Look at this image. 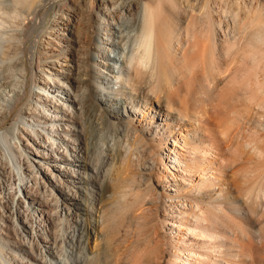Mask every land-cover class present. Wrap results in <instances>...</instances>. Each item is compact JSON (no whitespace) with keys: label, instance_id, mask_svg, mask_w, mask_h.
I'll return each mask as SVG.
<instances>
[{"label":"rangeland","instance_id":"rangeland-1","mask_svg":"<svg viewBox=\"0 0 264 264\" xmlns=\"http://www.w3.org/2000/svg\"><path fill=\"white\" fill-rule=\"evenodd\" d=\"M93 1L94 8L90 0H73L64 13L63 22L67 28L61 26L60 29L56 25L53 26L55 33L46 36L41 42V66L40 70H36L38 86H31L35 93L31 102L37 108L36 115L22 116L18 122L16 113H12L3 121L0 117V134L5 135L0 140V163H9L5 176L1 172L2 166L0 167V264H36L33 258L34 251L38 245L44 244L42 237L50 236L47 229H51V239L59 233L62 237L65 235L67 239L63 240V244L60 241L57 246L59 251L54 250L55 257L48 258L49 264H85L103 251L107 252L108 264H115L116 257L126 253V242L118 240L116 232H109L102 225V213L115 207L119 188L130 176L124 160L133 150L131 144L134 138L126 137L123 130L133 126L142 131L147 126L146 119L135 113L133 108L135 94L130 92L124 79L126 76L124 62L129 59L126 57L127 46L123 43L120 48L106 43L107 39L121 42L122 32L124 31L127 35L132 31V24L129 23L132 17L125 15L121 20H114L109 17L111 12H114L111 17H114L116 12V8L110 4L114 0H106L109 12L104 4L105 0ZM205 1L210 3L215 19L220 17L226 27L228 26L231 46L233 47L234 44L236 46L225 60L232 71L228 78L219 82L221 95L215 102L219 112L217 117H212L213 128L217 133H224L227 138L226 160L229 166H225L223 162L217 163L215 159V169H212L210 174L216 179L209 181V184L216 185L215 192L202 193L201 189L196 196L205 194L207 197L204 198L207 201L218 198L220 202L226 203V208L230 205L249 208L254 204L255 208H258V205L264 206V137H262L264 128L261 127L264 113L260 115L258 110V104L264 100V44L256 42L254 38L263 32L258 21L264 19V0H196L194 4H198L199 7L204 5ZM119 2L122 1L119 0ZM167 12L172 13L168 7ZM12 16L15 18L0 14V75L6 73L7 77L21 79L19 73L22 71V66L15 61L21 58L17 50H14V54L2 57L5 45L11 43L10 45L15 48L18 45L10 38L21 30L16 23L18 20L16 13ZM21 19L23 22L26 17ZM108 22L116 26L111 30L112 32L105 29ZM90 43L93 49H89L91 51L89 62L95 77L93 87L97 106L93 118L86 119L84 104L90 99V91L85 84L89 78L85 76L83 67L88 61L87 49ZM102 50L108 52L111 57L104 59L100 52ZM103 63L112 64L113 67L104 66ZM108 79H113V84H108ZM59 83L65 90H58ZM195 84L194 95L205 97L207 93L204 87L205 82L199 78ZM3 90L5 89L0 88V116L9 110V99L12 100L14 94L7 88L6 91L11 93V97L4 98ZM36 93L37 95L45 94V97L42 95L37 97ZM74 96L77 97L79 104L72 103ZM60 106H64L63 108L71 112V121L73 118L75 123L46 120V118L54 119L55 117L68 119L62 113ZM150 106L152 109L148 115H154L153 109H158V105L153 102ZM108 113L113 116L119 113V116L118 118L108 117L106 115ZM163 119L166 121L165 115ZM83 120L94 130L95 136L91 138L90 149L96 152L85 174L62 161L66 157L65 154L70 153V148L72 151L82 144V138L79 139L76 135L83 126ZM156 122H159L157 118L152 121V124L158 126L160 122L157 124ZM118 128L121 134H115ZM65 129H68L66 132L70 133V136L64 133ZM74 129L76 132H72ZM29 130L42 132L45 137H36L34 132L28 134ZM58 130L59 132L56 133ZM60 135H64L67 141H73L75 144L69 143V148L66 149L67 146ZM142 135L147 142L151 139L146 131ZM170 139L165 158L170 157L168 164L172 172L175 159L170 151L174 149L177 141L175 137ZM51 144L60 151L54 152L50 149ZM108 145L114 146L115 150L119 147L122 152L120 159L116 158L114 161L115 153L108 152ZM185 150L179 149L181 153L186 154ZM133 153L136 154L137 151L134 149ZM133 158L137 157L133 156ZM147 162L152 165L153 161L148 159ZM135 163L133 170L144 174L142 166L139 167L142 161L141 163L135 161ZM69 169L75 172L74 178L67 174ZM77 171L86 179V184L75 182V178L79 176ZM170 172L166 173L167 180L162 178L154 196L160 216L156 222V230L163 240H165L164 236L166 238H170L171 234L177 236L176 231L179 232L178 229L182 228L179 221L192 212L191 204L185 202L183 206L184 200L173 190L176 187ZM175 175L178 179L181 178L179 172L176 171ZM21 177L28 183L29 194L25 190L26 186L20 184ZM35 178L39 183V189L35 187ZM206 178H199L197 183L208 182ZM70 182L75 183L71 185ZM179 182H177V189L180 191L183 187H180ZM209 184L207 183L208 186ZM221 187L226 193L225 196L219 195ZM49 190L53 191L54 196H50L47 204L39 207L35 212L30 197L43 204ZM55 199H57L56 202ZM10 208H12L11 211ZM194 210L198 211L195 206ZM181 212L186 213L181 214ZM245 215L244 210L238 213L237 219L241 220L242 224H246L248 220L244 218ZM48 217L54 220L51 225L46 223ZM32 218L34 223H31ZM166 218L171 220L173 226L164 224ZM233 220H235L234 216L229 217V224H234ZM254 220V228L264 233V215H256ZM87 229H89V236H86ZM80 232L83 235L78 238ZM70 238L74 239V245L69 248ZM173 239L177 240L176 237ZM21 240H26L27 252L20 249ZM234 240L235 238L232 237V242ZM53 241L51 240L50 245H53ZM150 248L149 241L141 238L134 260L131 261L128 258L124 264H141L140 261L146 257L145 252H149ZM163 248L165 252L162 255V264H169V248L167 245Z\"/></svg>","mask_w":264,"mask_h":264},{"label":"bare ground","instance_id":"bare-ground-1","mask_svg":"<svg viewBox=\"0 0 264 264\" xmlns=\"http://www.w3.org/2000/svg\"><path fill=\"white\" fill-rule=\"evenodd\" d=\"M72 1L0 0V14H6L8 18H15L12 14L16 13L18 17L16 23L21 28L18 33L10 37L18 45L16 48L13 45L11 46V43L5 45L2 57L14 54V50H17V54L21 58H17L18 60L15 61L22 66V71L19 73L21 79H15L12 76L7 77L8 74L6 73L0 75V88L5 89L3 90L4 98L11 97V93L6 91L7 88L14 93L13 99H9V110L3 112L0 116L1 121L9 118L12 113H16L17 122L22 116L32 117L36 115L37 108L31 102L35 93L32 91L31 86H38L36 70H40L41 66L42 51H40V45L46 36L55 33L56 30L53 26L56 25L60 29L61 26H67L63 22L65 20L64 13ZM121 1L114 0V2H110L111 6L116 8V12L114 17H111L114 12L110 11L109 17L114 20H121L125 15H130L132 19L129 23L132 24V31L127 35L123 31L121 42H115V39H107L106 43L113 47L121 48L123 43L124 46H127L128 53L126 57L129 59L125 62L123 60L126 73V76H124L125 83L128 84L130 92L135 94L133 108H135L137 115H142L146 119L147 127L143 130L150 134L151 139L147 142L142 135L144 131H139L138 128L133 126L123 130L126 137L134 138L131 146L138 154H134L132 150L131 154L124 160L130 172L129 179L120 186L115 207L102 213L104 228L109 232H116L117 239L124 240L127 244L126 253L123 256L118 255L115 264H124L128 258L131 261L134 260L141 238L147 239L151 245L149 252H145L146 257L142 261L139 260L141 264H162V255L165 252L163 247L165 245L168 246L170 251L169 264H264V233L262 230H256L253 225L255 224L254 218L256 215H264V206L258 205V208H255L254 204L249 208H244L241 205H230L226 208V203L220 202L218 198H215L214 201H207L204 198L205 194H201L200 197L196 196V193L201 189L203 190L202 193L215 192L216 185L209 184V181L216 179L215 176L210 174V171L215 169L216 160L217 163L223 162L225 166H229L226 160L227 138L224 133H217L213 128L214 121L212 120V117H217L219 112L218 107L215 106L216 100L221 95L219 82L228 78L232 71L225 60L236 44L233 47L231 46L228 26L226 27L220 17L215 19L210 3L206 1L204 5L199 7L198 4H194L196 0ZM90 2L92 8H94L95 2L93 0H90ZM104 4L107 6L106 0ZM167 7L172 13L167 12ZM106 9L109 12L108 6ZM105 14L107 15V13ZM23 17H26V20L22 22L21 18ZM258 23L262 26L263 32L257 34L254 40L264 44V19H260ZM115 28L116 26L109 22L105 25V29L109 31ZM89 49H93L91 43L87 49L88 61L83 67L85 76L89 78L85 84L90 91V99L84 104L86 119L93 118L97 106L95 88L93 87L95 77L89 62L91 61V51ZM95 50L97 49L95 48ZM100 52L104 59L111 57L108 52L103 50ZM103 65L113 67L112 64L108 63H103ZM199 78L205 82L204 87L207 90L205 97L194 95L195 83ZM108 81V84L114 82L113 79H108ZM45 85L47 87V84ZM61 89L65 90L59 83L58 90ZM68 93L73 98L71 93ZM39 95L45 97V94L37 95L36 93L37 97ZM74 98L72 103L79 104L77 97L74 96ZM153 102L157 103L158 109H153L154 115H148V112L152 109L150 105ZM63 107L60 106L61 111L68 119L64 120V117L63 119L59 117L54 119L42 117L50 122L75 123L73 118L71 121V112L69 113ZM258 107L260 115L263 114L264 100L258 104ZM106 115L118 118L119 113L114 116L111 113ZM164 115L166 121L163 119ZM156 118L160 122L158 126L152 124V121ZM159 122H156V124ZM261 127L264 128V118L261 121ZM66 131L68 129H65L64 133L69 135L70 133ZM31 132H34L36 137H45L42 132L27 131L28 134H31ZM58 132L59 130L56 131V133ZM72 132H76V130L74 129ZM78 133L76 137L82 138V144L77 149H72V151L70 148V153H66V157L62 161L73 166V168H78L79 171H83L85 174L92 163L93 155L96 153L90 149L91 138L95 135L93 134L94 130L84 120ZM71 134L73 135V133ZM115 134H121L119 128ZM4 136V133L0 134V140ZM171 137H175L177 141L174 144V149L169 150L175 159V164L171 169L172 172H170L168 164L170 157L165 158ZM262 137H264V131ZM60 138L64 140L67 146L66 149L69 148V143H74L70 140L67 141L64 135H60ZM34 139L36 140V138ZM110 145H108L107 150L115 153L114 161L116 158L120 159L122 152L119 147L115 150V147ZM185 148L187 149L185 150ZM50 149L54 152L60 151V149L54 148V144L50 145ZM179 149L185 150L186 154L181 153ZM133 156L137 158L132 159ZM70 157H73L74 160ZM97 159L99 158L97 157ZM148 159L153 161L152 165L147 162ZM135 161L139 163L142 161L139 167L142 166L144 174L133 170L136 164ZM0 164L2 175L5 176V170L9 163ZM79 171L77 172L79 173ZM176 171L180 173V179L175 175ZM167 172H170L173 176L172 182L175 183L176 187L173 190L176 195L184 200L182 205L185 206V202H189L192 206V212L179 221L182 228L178 229L179 232L176 231L177 236L171 234L170 238L164 236L165 240H163L161 234L156 230V222L160 219V216L157 212L154 196L162 178L167 180ZM74 173L72 169L67 171V174L73 178L75 177ZM205 177H207L208 182L197 183L199 178L204 179ZM75 179V182L78 181L79 184H86V179L82 177L81 173ZM34 182L35 187L39 189L37 178L34 179ZM75 182H70V184L72 185ZM177 182L180 183V187H183L180 191L177 189ZM20 184L26 186L25 190L28 192V183L22 177ZM45 188L47 187L45 186ZM219 189H221L219 195L223 194L225 196L226 193H224L223 188ZM48 192L49 194L44 198L43 204L30 197L35 212L38 211L39 207L45 206L49 201V197L53 195V191L49 190ZM56 201L57 199H55ZM194 206L198 211L194 210ZM242 210L246 213L244 218L248 219L246 224H242L243 222L237 219L238 213ZM185 213L181 212V214ZM231 216L235 217L232 225L228 222ZM165 220L164 224L173 226L169 218ZM41 221L43 224V219ZM53 222L54 220L51 217L46 219V223H50L49 225ZM31 223H34L33 218ZM243 227L246 228L243 229ZM47 231L50 236L42 237L44 244L42 246L38 245L34 251L36 255L34 254L33 258L36 264H49L48 258L55 257L54 250L59 251L57 246L60 241L63 244V240H67L65 235L62 237L60 233L51 239V229H47ZM82 235L83 233L80 232L78 238ZM86 236H89V229H87ZM173 237H176L177 240ZM232 237L235 238L233 242ZM51 240H54L53 245H50L52 244ZM20 242V249L27 252L26 240ZM72 245H74V239L70 238L68 247L70 248ZM106 263L108 264L107 252L103 251L85 264Z\"/></svg>","mask_w":264,"mask_h":264}]
</instances>
